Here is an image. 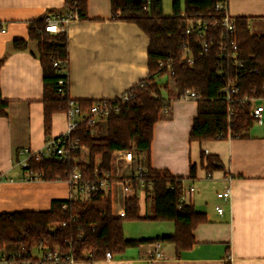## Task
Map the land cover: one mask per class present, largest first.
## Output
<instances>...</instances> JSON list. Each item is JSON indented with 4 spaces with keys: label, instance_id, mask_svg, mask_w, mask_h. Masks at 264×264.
Returning a JSON list of instances; mask_svg holds the SVG:
<instances>
[{
    "label": "trees",
    "instance_id": "16d2710c",
    "mask_svg": "<svg viewBox=\"0 0 264 264\" xmlns=\"http://www.w3.org/2000/svg\"><path fill=\"white\" fill-rule=\"evenodd\" d=\"M110 1L114 20L136 24L149 38V74L129 90L127 103L118 101L120 109L108 117L106 137L100 135L99 125L83 122L78 126L73 135L88 149V162L32 158L28 170L42 174L45 181L67 182L78 166L82 178L97 185L104 175L110 174V183H128L134 191L143 190L153 213L140 216L139 198L135 195L125 200V216L116 217L111 199L103 197L99 189L88 201L54 200L49 210L4 213L0 216V256L8 261L21 253L22 259L30 264H44L33 257L34 249L59 248L79 263L86 261L85 254H92L91 261L95 262L107 252L118 256L142 244L171 243L178 255L192 248L193 231L208 223V216L193 205L180 202L183 189L180 177L167 170H156L150 164L154 126L170 104L162 95V89L168 85L156 83L158 77H171L177 97L187 90L200 97L190 132L192 142L245 138L258 123L252 110L264 99V34H252L247 17L234 18L235 28L229 31L223 26V12L217 9L224 0H172L173 13L168 17L164 15L163 0ZM87 5L88 0H66L62 14L76 12L79 20L86 21ZM46 17L31 22L29 38L39 47L44 125L49 133L53 115L66 112L71 98L68 36L66 32H47ZM27 46V40L14 41L16 51H25ZM187 50L193 57L192 65L183 61ZM3 63L4 60L0 61V70ZM62 78L66 83L60 87ZM228 88L235 91L223 95ZM76 102L83 109L93 104V101ZM8 105L0 85V117L6 116ZM133 148L137 155L145 156L141 162L144 174L113 175L116 155ZM79 156L80 151L74 154ZM219 168L216 157L207 156L208 172ZM195 172L192 168V178ZM139 221L173 222L175 233L151 239H125L124 223Z\"/></svg>",
    "mask_w": 264,
    "mask_h": 264
},
{
    "label": "crops",
    "instance_id": "0c3cea01",
    "mask_svg": "<svg viewBox=\"0 0 264 264\" xmlns=\"http://www.w3.org/2000/svg\"><path fill=\"white\" fill-rule=\"evenodd\" d=\"M65 2L0 0V61L4 60L0 85L2 97L9 102L6 116L0 117V216L49 210L54 200L70 198L68 182L25 181L19 164L25 157L20 154L22 150H44L49 139L66 131L65 112L55 113L50 132L45 131L43 70L39 47L29 38L31 22L64 13ZM227 9L233 18L247 17L252 34H264V0H228ZM87 15L88 20H75L66 29L70 98L77 101L118 98L147 78L149 38L136 24L114 20L110 0H88ZM18 39L27 40L25 51L14 49V41ZM173 92L171 79V84L162 91L170 104L154 126L150 164L156 170H167L180 177L186 204L207 214L209 222L193 231L195 244L179 255L173 244L160 242L129 248L111 260L104 257L75 264H148L150 253L158 244L164 258L154 264H264V111L262 120L245 138L192 142L190 132L198 114V101L181 99ZM257 105L264 108L260 100ZM106 135L107 124H103L101 136ZM83 151L88 156V149ZM207 156L216 157L220 167L212 173L207 170ZM83 157L88 162L86 155ZM144 157L138 155L137 168L142 167ZM121 160L128 164L126 155ZM118 164L113 175L122 176L125 170ZM192 168L196 171L195 178L191 176ZM209 187L216 189V194L229 187L230 201L211 199ZM190 188L194 191L190 192ZM104 192V197L112 201L116 217L125 216V200L135 195L139 198L140 216L153 213L145 192L132 190L128 183H111ZM216 207H222L224 213L219 214ZM129 224L139 231L126 238L125 227L124 237L128 240L175 233L173 222ZM39 250L43 255L45 251Z\"/></svg>",
    "mask_w": 264,
    "mask_h": 264
},
{
    "label": "built area",
    "instance_id": "2783aa9c",
    "mask_svg": "<svg viewBox=\"0 0 264 264\" xmlns=\"http://www.w3.org/2000/svg\"><path fill=\"white\" fill-rule=\"evenodd\" d=\"M228 0H224L217 5V9L222 11L224 14V21L223 26L229 30L233 31L235 28V20L228 14ZM79 20L78 14L76 12L72 14H60L55 13L48 15L46 17V25L45 30L51 34H59L62 32H66L67 26L75 21ZM183 61H185L188 65H192L194 60L189 50L183 56ZM58 62H55L54 65L58 66ZM66 83V80L63 78L59 80L60 87ZM60 91H62L60 89ZM233 88H228L223 91V95L229 96L230 92H234ZM181 99L184 100H199V96L194 92L187 90L183 94L179 96ZM129 91L124 93L123 95L119 96L115 99H99L93 101L91 107L83 109L81 108L76 100L71 98L70 108L65 112L66 114V131L55 138L49 139L45 143L44 150L33 151L31 149H24L21 151V155H25L22 161L19 163L24 174L23 180L25 181H39L43 180V175L40 173H32L28 170L29 161L32 158H36L37 160L41 159H51L54 158L58 161L62 162H70L75 161L78 163H86L87 161L84 160L82 155L83 149L85 147L80 145L78 138H76L73 134L77 130L78 126L86 122L88 125H99L102 126L103 124L107 123L108 117L113 114L117 113L120 109V104H125L129 101ZM118 101L120 104H118ZM264 108L259 105H254L252 110V115L260 122L262 120ZM80 151L79 157H74V154ZM126 153L122 152L117 154L116 156H124ZM125 158V157H124ZM144 174V169L142 167L138 168L136 177H141ZM98 175V174H97ZM96 175V176H97ZM210 175H207V179H210ZM110 179L111 175L107 174L104 175L102 180L99 181V185L96 183H90L89 181L82 178L81 172L78 166H75L74 171L70 179L67 181L70 189L71 194L69 200L71 201H88L91 198V195L96 192L98 189L101 190L103 193V197L105 196L104 190L109 188L110 186ZM2 179H0L1 182ZM194 189L190 188V192H193ZM217 198L223 201H230L232 197V191L228 187L222 192H218ZM180 202L182 204H186V195L184 190L182 189V196ZM216 210L219 214L224 213V209L222 207H216ZM63 226L66 223L62 224ZM157 244V243H156ZM23 254H18L17 256H12L11 260L8 261L5 256H0V261L4 264H30L28 260L22 259ZM92 254H85V260H91ZM113 258L110 252H107L105 255L106 260H111ZM164 258V254L160 249V245H157V249L150 253V259L148 264H154L155 261L161 260ZM39 262H43L44 264H75L76 261L71 254H66L62 252L59 248H54L53 250H48L37 258Z\"/></svg>",
    "mask_w": 264,
    "mask_h": 264
},
{
    "label": "rangeland",
    "instance_id": "374dc122",
    "mask_svg": "<svg viewBox=\"0 0 264 264\" xmlns=\"http://www.w3.org/2000/svg\"><path fill=\"white\" fill-rule=\"evenodd\" d=\"M163 6H164V15L165 16H171L172 13H173V9H172V0H163ZM156 83H158L159 85L161 86H166L168 84H171V77H169V75H165L163 77H158L156 79ZM165 88L162 89V91L164 90ZM262 101V103H264V100L261 99L260 102ZM104 130L106 131V128L104 127ZM101 135V133H100ZM124 153H126V161L125 162H128L127 165L124 164V160H121V156H116L115 159L113 160V165L114 167L116 166V162H118V166H120V169L122 168V170L124 172H121V175L122 177H129L131 175H135V172L137 173L138 171V164H139V159H138V155L136 154V151H135V148H133L131 151H125ZM86 155V158H88L87 154H85V152L83 151L82 152V155ZM119 158V159H118ZM117 167V166H116ZM124 168V169H123ZM119 171V169H118ZM132 171V172H130ZM130 173V174H129ZM208 192H210V198L214 199L217 201V195H216V189L214 190H210V187H209V190ZM131 222H125L124 224V228L126 227V238H130L131 236H134L136 234H138L137 232L139 231L138 229H135V228H131V225L133 224H129ZM41 250L39 249H34L32 251V255L33 257H39L41 255ZM0 264H4L3 262L0 261Z\"/></svg>",
    "mask_w": 264,
    "mask_h": 264
}]
</instances>
